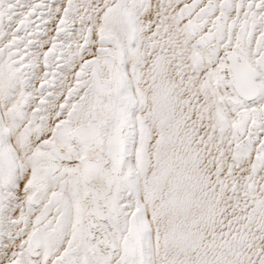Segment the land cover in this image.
<instances>
[{"label": "snow or ice", "instance_id": "obj_1", "mask_svg": "<svg viewBox=\"0 0 264 264\" xmlns=\"http://www.w3.org/2000/svg\"><path fill=\"white\" fill-rule=\"evenodd\" d=\"M0 264H264V0H0Z\"/></svg>", "mask_w": 264, "mask_h": 264}]
</instances>
